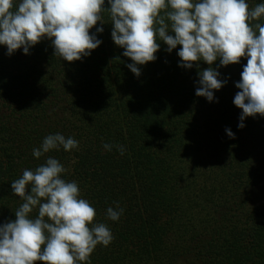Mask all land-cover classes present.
<instances>
[{
    "label": "trees",
    "instance_id": "16d2710c",
    "mask_svg": "<svg viewBox=\"0 0 264 264\" xmlns=\"http://www.w3.org/2000/svg\"><path fill=\"white\" fill-rule=\"evenodd\" d=\"M246 2L251 10L264 0ZM103 18L89 30L103 27L102 43L81 60L55 56L48 38L29 54L8 55L0 45V225L24 202L11 182L52 156L94 207L93 223L114 236L95 248L91 264H264V201L256 205L264 195V116L238 128L242 110L233 103L247 57L214 62L227 83L209 102L196 95L206 62L182 68V46L169 53L158 41L157 59L138 65L137 77L112 40L109 13ZM56 133L78 148L35 158L33 149ZM117 204L124 211L113 221L107 209Z\"/></svg>",
    "mask_w": 264,
    "mask_h": 264
},
{
    "label": "clouds",
    "instance_id": "9594fccd",
    "mask_svg": "<svg viewBox=\"0 0 264 264\" xmlns=\"http://www.w3.org/2000/svg\"><path fill=\"white\" fill-rule=\"evenodd\" d=\"M0 0V45L7 54L29 49L48 38L54 55L68 62L81 60L102 41L96 33L97 22L104 24L103 13L108 12L112 24L111 37L115 45L124 49L123 56L131 59L127 67L137 77L138 65L157 59L160 43L171 53L177 46L179 66L191 69L199 62L209 67L198 71L199 87L196 95L214 100V91L227 80L212 65L247 63L235 87L239 89L233 103L242 110L238 128L243 121L257 114L264 116V3L249 7L246 0ZM119 59V58H117ZM230 138L235 134L226 129ZM76 149L79 142L60 133L47 135L39 148L33 149L37 159L51 150ZM103 147L111 151L113 145ZM120 155L123 145H116ZM66 172L58 159L48 156L34 170L25 169L19 179L11 182L13 194L24 202L15 211V220L0 225V264H91L90 256L98 245L109 246L114 240L104 223H93L94 207L81 198L76 181H66ZM30 189V191H29ZM109 207L107 216L117 221L123 209ZM34 210L38 215L33 218Z\"/></svg>",
    "mask_w": 264,
    "mask_h": 264
},
{
    "label": "rangeland",
    "instance_id": "374dc122",
    "mask_svg": "<svg viewBox=\"0 0 264 264\" xmlns=\"http://www.w3.org/2000/svg\"><path fill=\"white\" fill-rule=\"evenodd\" d=\"M264 201V195L256 200V205H261Z\"/></svg>",
    "mask_w": 264,
    "mask_h": 264
}]
</instances>
